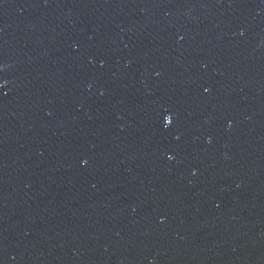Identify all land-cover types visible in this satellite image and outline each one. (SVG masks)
<instances>
[{"label": "water", "instance_id": "1", "mask_svg": "<svg viewBox=\"0 0 264 264\" xmlns=\"http://www.w3.org/2000/svg\"><path fill=\"white\" fill-rule=\"evenodd\" d=\"M0 264H264V0H0Z\"/></svg>", "mask_w": 264, "mask_h": 264}]
</instances>
